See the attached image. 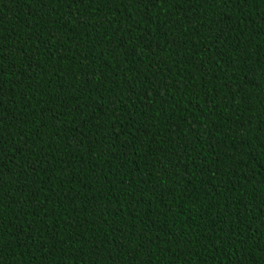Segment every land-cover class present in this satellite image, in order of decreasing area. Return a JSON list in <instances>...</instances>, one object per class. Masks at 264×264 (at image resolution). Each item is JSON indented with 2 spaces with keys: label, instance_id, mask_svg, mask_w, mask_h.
<instances>
[{
  "label": "trees",
  "instance_id": "obj_1",
  "mask_svg": "<svg viewBox=\"0 0 264 264\" xmlns=\"http://www.w3.org/2000/svg\"><path fill=\"white\" fill-rule=\"evenodd\" d=\"M0 264H264V0H0Z\"/></svg>",
  "mask_w": 264,
  "mask_h": 264
}]
</instances>
